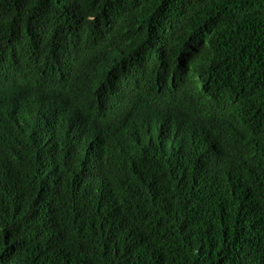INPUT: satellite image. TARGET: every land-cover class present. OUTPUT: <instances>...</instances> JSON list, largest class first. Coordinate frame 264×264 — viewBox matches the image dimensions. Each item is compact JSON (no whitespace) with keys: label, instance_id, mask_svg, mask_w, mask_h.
Segmentation results:
<instances>
[{"label":"trees","instance_id":"trees-1","mask_svg":"<svg viewBox=\"0 0 264 264\" xmlns=\"http://www.w3.org/2000/svg\"><path fill=\"white\" fill-rule=\"evenodd\" d=\"M14 67L0 264H264V0H0Z\"/></svg>","mask_w":264,"mask_h":264},{"label":"clouds","instance_id":"clouds-1","mask_svg":"<svg viewBox=\"0 0 264 264\" xmlns=\"http://www.w3.org/2000/svg\"><path fill=\"white\" fill-rule=\"evenodd\" d=\"M66 38H69L68 36H66ZM73 39H75V37H71ZM41 43L35 41L34 42V46H35V50H36V54L38 55V57L40 58V50H39V45ZM25 56H22L20 54H16V60L17 59H24ZM16 73V68L14 67L8 74H0V85H3L5 80H8L9 76ZM53 82V81H50ZM28 89V87L25 89ZM21 92V91H20ZM20 92L18 93V101L21 100L23 98L24 95H21ZM45 94L41 93L37 87L33 84L30 87V99L33 101V105L31 107H28L25 103H18L19 104V110L20 112L26 114V115H36L39 110H40V105H39V99ZM0 98H9L6 90H0ZM10 99V98H9ZM14 103V102H13ZM40 121V120H39Z\"/></svg>","mask_w":264,"mask_h":264},{"label":"bare ground","instance_id":"bare-ground-1","mask_svg":"<svg viewBox=\"0 0 264 264\" xmlns=\"http://www.w3.org/2000/svg\"><path fill=\"white\" fill-rule=\"evenodd\" d=\"M40 121L42 122L43 126L48 129L49 125L48 122H44L43 117H39ZM177 204V203H176Z\"/></svg>","mask_w":264,"mask_h":264}]
</instances>
